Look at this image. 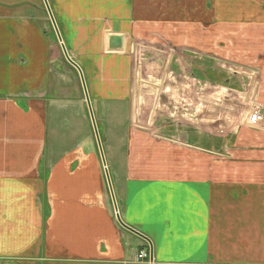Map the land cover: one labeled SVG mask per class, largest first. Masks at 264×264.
<instances>
[{"label":"crops","instance_id":"obj_1","mask_svg":"<svg viewBox=\"0 0 264 264\" xmlns=\"http://www.w3.org/2000/svg\"><path fill=\"white\" fill-rule=\"evenodd\" d=\"M47 2L100 139L83 85L54 84L45 0H0V264H264V145L245 149L246 126L226 148L145 129L133 102L141 48L192 52L211 35L251 67L264 0H184L179 27L181 0Z\"/></svg>","mask_w":264,"mask_h":264},{"label":"rangeland","instance_id":"obj_2","mask_svg":"<svg viewBox=\"0 0 264 264\" xmlns=\"http://www.w3.org/2000/svg\"><path fill=\"white\" fill-rule=\"evenodd\" d=\"M183 1L181 0L177 11L172 12V15L177 17L178 27L185 16V11L181 10V7H184ZM45 2L48 3L47 0ZM47 8L49 11L48 5ZM51 14L49 11L53 27L49 21V30L48 27L45 28V35L53 46L50 60L54 84L56 78L62 76L65 91H72L75 88V78L83 85V73L79 68L80 76L78 69L68 61L70 58L75 63ZM197 23L194 21L193 26ZM193 30L197 33L195 29ZM195 36L192 52L169 51L172 44L168 48L161 47V53L152 46L140 49L133 82L134 116L137 125L145 129L165 125L167 126L163 131L165 133L198 130L209 135L210 145L212 142L217 143L218 140L219 146L222 147L224 144L225 148L228 147L232 135L243 131V127L246 126L247 130L251 129L252 140H245V149H250V146L256 143L264 145V126H261L264 124V101L261 99L264 91V52L251 53L252 66L238 68V64L243 62L234 60L237 53L219 49L222 42L218 43L211 35L209 44H203L200 42V36ZM229 43L231 42H226V45ZM177 58L182 59V65L179 67L173 61L170 67V59ZM88 98V101L86 100L88 111L93 113L90 97ZM108 106H111L110 102ZM120 108L126 111L124 105ZM98 131L97 128L96 136L99 140ZM255 133L259 140L253 139ZM241 148L244 149L243 146Z\"/></svg>","mask_w":264,"mask_h":264},{"label":"water","instance_id":"obj_3","mask_svg":"<svg viewBox=\"0 0 264 264\" xmlns=\"http://www.w3.org/2000/svg\"><path fill=\"white\" fill-rule=\"evenodd\" d=\"M45 1H46V0H45ZM47 5H48V4H47ZM49 11H51V10H49ZM51 16H52V14H51ZM62 46H63V45H62ZM67 56H68V55H67ZM68 58H69V57H68ZM68 61L70 62V64H71L72 66H74L76 69H78V71L80 72V76H81V71H80L78 65L75 64L74 62H72V61L70 60V58H69ZM82 82H83V87H84V90H85L86 100L88 101L89 98H88V93H87V89H86V84H85V81L83 80V75H82ZM90 113H91V118H92L93 125H94V127H95L96 132H97V128H96V124H95L94 115H93V113H92L91 111H90ZM98 141H99V140H98ZM116 215H117V220H118V222L120 223L121 226H123L124 228H126V229H128V230L134 232V234H136L137 236L141 237L143 240H145V241H147V242L149 243V245H150V256H151V261H152V260H153V249H152V244H151L150 240L147 239L146 237H144L143 235H141L140 233H138V232H136V231H134V230L128 228V227L122 222V220H121V218H120V216H119V212H118V210H117V214H116Z\"/></svg>","mask_w":264,"mask_h":264},{"label":"built area","instance_id":"obj_4","mask_svg":"<svg viewBox=\"0 0 264 264\" xmlns=\"http://www.w3.org/2000/svg\"><path fill=\"white\" fill-rule=\"evenodd\" d=\"M139 258L140 259H148V253H141L140 255H139Z\"/></svg>","mask_w":264,"mask_h":264}]
</instances>
